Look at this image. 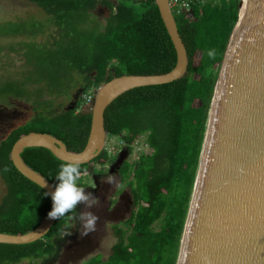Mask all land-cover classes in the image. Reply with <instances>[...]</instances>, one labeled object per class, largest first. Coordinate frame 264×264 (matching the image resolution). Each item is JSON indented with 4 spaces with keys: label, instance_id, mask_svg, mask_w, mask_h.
Returning a JSON list of instances; mask_svg holds the SVG:
<instances>
[{
    "label": "trees",
    "instance_id": "1",
    "mask_svg": "<svg viewBox=\"0 0 264 264\" xmlns=\"http://www.w3.org/2000/svg\"><path fill=\"white\" fill-rule=\"evenodd\" d=\"M29 1L51 20L0 22V37H21V65L0 79V106L31 101L35 107L28 122L0 141V176L6 185L0 199V233L12 235L35 229L52 206L50 194L45 196L47 191L14 165L15 142L31 132L47 133L69 151L81 152L92 124L91 111L81 109L85 94L122 75L168 73L177 63L174 43L154 0ZM190 1V13L175 15L189 57L187 74L170 83L129 90L105 111L108 139L120 136L129 153L145 137L152 152L125 161L120 170L134 204L128 228L117 229L120 237L107 259L96 255L82 264H177L211 102L241 2ZM99 8L109 10L104 20L96 15ZM210 50L214 57L208 55ZM54 98L76 104L65 109V103L56 105ZM56 106L59 111H51ZM21 156L56 186L65 161L43 147L26 148ZM115 159L104 150L91 163L80 164L78 183L87 186L92 163ZM75 215L56 219L37 241L0 243V264H40L54 256L55 239L71 231ZM158 221L162 225L156 229Z\"/></svg>",
    "mask_w": 264,
    "mask_h": 264
},
{
    "label": "water",
    "instance_id": "2",
    "mask_svg": "<svg viewBox=\"0 0 264 264\" xmlns=\"http://www.w3.org/2000/svg\"><path fill=\"white\" fill-rule=\"evenodd\" d=\"M154 1L177 52L174 69L159 75H122L100 85L81 152L69 151L47 133L31 132L15 142L14 165L49 194L54 185L26 165L24 149L43 147L62 161L91 163L105 150V111L112 102L134 88L170 83L187 74L189 57L169 0ZM242 3L211 102L177 264H264V0H246L243 12ZM55 221L47 215L25 234L0 233V243L37 241Z\"/></svg>",
    "mask_w": 264,
    "mask_h": 264
},
{
    "label": "rangeland",
    "instance_id": "3",
    "mask_svg": "<svg viewBox=\"0 0 264 264\" xmlns=\"http://www.w3.org/2000/svg\"><path fill=\"white\" fill-rule=\"evenodd\" d=\"M108 14L109 10L106 8H99L96 11L97 17L103 20ZM29 19H36L43 22L51 20V17L29 0H0V22ZM20 40L21 37H0V79L7 78L19 70L21 65L19 59L21 55L18 52V42ZM75 100L70 102V100L67 101L64 98H54V103L58 105L63 102L65 103L64 108L67 109L75 106ZM92 106L93 104H82L81 109L90 112ZM51 111H59V108L56 106ZM34 114L35 107L31 101H17L15 105L0 106V141L13 128L28 122ZM107 146L109 149L108 153L111 156L116 157L118 152H124L126 154L123 160L130 162L137 161L142 154L152 152L145 137L134 144L132 151L129 153L123 147L120 136L108 139ZM95 173L97 174L95 175ZM91 177L95 178L98 183L97 186L93 184ZM108 177L113 179V181L109 182ZM86 182L88 186L85 187V192L91 193L94 198L98 199V204L93 205L91 208H87L84 204L77 206L76 217L74 218L72 229L69 231L71 234L66 235V232L62 237L55 239V255L42 261L40 264H82L84 261L96 255H102L104 259H107L112 253L114 245L119 240L120 236L117 233V229L128 228L124 221L128 220L132 214V195L130 187L127 181L123 179V176L114 170L109 172L108 163L100 160L90 165ZM5 193L6 185L0 176V199ZM118 199L123 200L122 206H117L116 200ZM106 210H111V213L105 215ZM85 211L92 212L98 219L95 230L87 236H82V225L79 222V215ZM161 225L162 222L158 221L155 228L159 229ZM27 262L25 261L21 264H26Z\"/></svg>",
    "mask_w": 264,
    "mask_h": 264
},
{
    "label": "clouds",
    "instance_id": "4",
    "mask_svg": "<svg viewBox=\"0 0 264 264\" xmlns=\"http://www.w3.org/2000/svg\"><path fill=\"white\" fill-rule=\"evenodd\" d=\"M208 55L214 57V50H210ZM80 178L81 166L78 161H66L61 164L55 177L58 181L55 191L50 193L53 201L52 210L48 213L50 219L60 220L65 216H73L76 213L77 206L80 204H84L87 208L98 204V199L94 198L91 193H86L85 187L78 183ZM108 181L112 182L113 179L108 177ZM47 195L49 193L46 192L45 196ZM97 219L98 217L90 211H85L79 215V222L82 225V236H87L95 230ZM70 234V232H67L66 235Z\"/></svg>",
    "mask_w": 264,
    "mask_h": 264
},
{
    "label": "built area",
    "instance_id": "5",
    "mask_svg": "<svg viewBox=\"0 0 264 264\" xmlns=\"http://www.w3.org/2000/svg\"><path fill=\"white\" fill-rule=\"evenodd\" d=\"M169 3L174 15H181L184 13L188 14L192 10V3L190 0H169ZM94 98H95V91L85 94L83 97V104L84 105L93 104ZM107 141H108V137L105 144V150L109 151L107 146Z\"/></svg>",
    "mask_w": 264,
    "mask_h": 264
},
{
    "label": "flooded vegetation",
    "instance_id": "6",
    "mask_svg": "<svg viewBox=\"0 0 264 264\" xmlns=\"http://www.w3.org/2000/svg\"><path fill=\"white\" fill-rule=\"evenodd\" d=\"M125 154L126 153H120V152H118L117 154H116V159H115V161H113V162H111V163H108V171L109 172H111V171H117V173H120V170H121V168H122V166H123V164H124V160H123V158H124V156H125ZM126 161H128V160H126ZM130 162V161H129ZM97 173H95V175H96ZM91 179H92V182H93V184L95 185V186H97L98 185V183H97V181L95 180V178L94 177H91ZM87 186H88V183H87ZM86 186V187H87ZM129 186V185H128ZM94 188H96V187H94ZM131 191V190H130ZM120 202V203H119ZM123 200L122 199H118V200H116V204H118L117 206H119V205H123ZM111 206V205H110ZM110 206H108V208H110ZM116 206V205H115ZM132 206H133V208H132V214H133V211H134V204H133V200H132ZM115 208V207H114ZM111 213V210H106V213H105V215L107 214H110ZM132 214H131V216H132ZM131 218V217H130ZM129 218V219H130ZM128 219V220H129ZM128 220H126V221H124V222H127Z\"/></svg>",
    "mask_w": 264,
    "mask_h": 264
},
{
    "label": "bare ground",
    "instance_id": "7",
    "mask_svg": "<svg viewBox=\"0 0 264 264\" xmlns=\"http://www.w3.org/2000/svg\"><path fill=\"white\" fill-rule=\"evenodd\" d=\"M246 8V0H243L241 11L243 12Z\"/></svg>",
    "mask_w": 264,
    "mask_h": 264
}]
</instances>
